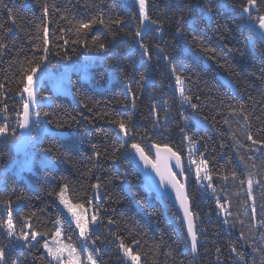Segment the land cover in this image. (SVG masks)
<instances>
[{"label": "trees", "instance_id": "trees-1", "mask_svg": "<svg viewBox=\"0 0 264 264\" xmlns=\"http://www.w3.org/2000/svg\"><path fill=\"white\" fill-rule=\"evenodd\" d=\"M243 3L148 0L150 16L163 29L139 38L149 48V60L129 38L139 22L137 4L127 5L126 0H0V44L7 45L0 46V108L8 105L6 114L0 113V124L7 122L16 136L27 133L15 123V113L22 112L27 99V93L21 96L19 92L29 61L48 48L47 69L37 73L35 82L44 75L58 79L65 64H76L85 55L95 62L90 80L71 72L65 93L55 92L50 82L40 84L36 103L30 106L52 130L32 145L40 157L44 148L53 147L51 156L46 155L55 166H42L35 159L36 171L18 173L10 165L15 162L11 135L0 138V218L6 215L4 202L11 201L16 228L27 222L32 229L25 230L41 233L33 247H13L0 228V246L6 248L9 260L56 264L43 243L54 233L57 219L65 238L80 242L75 224L55 195L67 183L74 203L78 200L100 209L98 228L89 232L96 240L89 245L99 264H128L114 242L115 235L141 253V264H264V143L247 139L250 133L254 140L264 142V40L242 13ZM258 6L260 12L253 10L254 16L264 14L262 0ZM100 16L125 21L115 39L99 24L75 31L79 21ZM181 16L184 19L178 24ZM44 27L48 29L46 44ZM94 40L111 51H97ZM177 75L184 81L185 96L191 97L197 109L181 96ZM115 120L125 122L129 136H124ZM186 136L197 143L190 144ZM132 143L140 144L148 154L152 143L168 144L184 157L199 236L196 256L175 207L152 194L133 167ZM190 151L192 159L199 161L202 156L207 161L211 181L196 178ZM203 172L202 167V176ZM96 183L101 185L99 190L93 189Z\"/></svg>", "mask_w": 264, "mask_h": 264}, {"label": "snow or ice", "instance_id": "snow-or-ice-1", "mask_svg": "<svg viewBox=\"0 0 264 264\" xmlns=\"http://www.w3.org/2000/svg\"><path fill=\"white\" fill-rule=\"evenodd\" d=\"M264 2V0H262ZM139 5V22L137 24L136 31L130 35V39L135 40L139 46L143 49L144 55L150 60L151 55L149 53V48L146 44L143 43V41L139 38L144 36L146 33L150 31H157L161 32L162 25L155 19H153L148 11V0H138ZM242 13L247 15V19L249 21V24L253 27L258 25L259 29L262 30L260 32V35L264 37V14L254 16L253 10L256 12H260V7L258 6V0H245V3L240 5ZM210 10V9H209ZM45 14L48 12V8H44ZM184 19L183 16L179 18L178 24L182 22ZM125 21L120 18L116 19H108L105 20L102 16L100 17H92L87 21H79L77 23V26L75 28V31L77 33H80L83 30L91 29L93 25L99 24L102 25L104 28L108 29L111 33L113 38L117 36L118 32L121 29V26L124 25ZM0 27H3V25H0ZM7 31H11V29H7ZM181 31L180 27L177 28V32L179 33ZM44 37H45V44L47 43V34L48 29L47 27H44L43 29ZM128 35V34H126ZM75 42V41H74ZM65 43H68V41H65ZM94 44L97 45L96 50L97 51H103V52H110L111 49L106 46L103 43H99L97 41H93ZM2 47H7V45L0 44ZM39 47V45H37ZM156 48L158 51H163L159 47V45H156ZM44 55L40 56L39 58H36L33 61H29V66L27 69L24 70V76L21 81L22 88L20 89L19 94L21 96L24 95V93H27V99L23 101L22 104V112L15 113L17 119L15 121L16 124L19 125L20 128H28L29 125L32 123V117L35 115L37 118V121L39 120V117L41 116V113L39 111L33 112L30 109V104L36 103V94H35V81L34 77L37 75L38 72H41L42 70L47 69V53L48 48H43ZM58 55V53H57ZM66 59L71 60V57H67ZM166 59L171 60L170 57H166ZM172 71L175 72V68H172ZM177 85H180L179 91L181 96L184 97V99L190 103V106L193 109H197V105L194 103H191V97L185 96V88L183 86L184 81L182 78L177 75L175 77ZM8 105L4 104L2 108H0V113L6 114ZM44 115H47V113H44ZM22 117V118H21ZM187 119V117H185ZM245 120H247V116L244 117ZM113 123L117 124L120 131L124 134V136H129V131L126 127V124L123 120H115ZM155 127V125H153ZM183 132L184 129H181ZM9 135H11L12 140L14 142L20 141L21 138L16 136L15 130L9 128V124L7 122L0 124V138H7ZM186 139L189 140L190 144L197 143L193 140L191 136H186ZM247 139L252 140L254 144L256 143H264L259 140H254L252 135L249 133L247 134ZM123 147V145H121ZM152 148L155 149V159L151 158L148 153L145 152L144 148L141 147L138 143H132L131 148L135 150V152L139 155L140 159L144 161L146 165L151 164L153 168L156 169L157 173L160 176L161 182L170 183L172 188L175 190L176 199L179 200L180 205L184 212V217L187 220V232L190 236V251L192 253H195L198 248V235L196 226L194 223V214L190 211L189 208V201L188 196L185 191V185L180 183V181L176 178V174L172 171V166H178L181 168V171H183V165L181 163L182 157L178 151H174L172 147H170L168 144H158L154 143L151 145ZM43 151L51 156V154L54 151L53 147H47L44 148ZM97 156L100 155L99 152L96 153ZM192 154L191 151L189 152L190 157V164L195 165V175L198 180L207 179L211 181V175L207 171V161L203 159L201 156L199 161L196 159L191 158ZM172 160H175V165L170 166V162ZM161 161H163V170L161 169ZM204 168L203 176L201 175V168ZM233 177L235 178V174L233 173ZM226 179V177H225ZM241 183H244V181H241ZM249 185V190H251L252 186V179L249 177L247 181ZM259 183V181H257ZM208 187H211L212 185H207ZM101 188L100 183H96L93 185L94 190H99ZM213 191L215 192V189L213 188ZM51 194V193H50ZM55 195L59 199L60 204L64 206V208L67 210V213L70 214L71 220H74L75 227L79 230V236L83 238L81 242V249H85L89 247V243L91 245L96 244V240H92L89 232V223L95 225L98 221V213H99V207L96 208L95 212L91 214L90 218L86 216V213L88 209L85 208V204L83 202H80L77 200V202H73V198L69 194V185L67 183L63 184V186L59 189V191L55 192ZM5 203V209H6V215L4 218H0V228H3L5 230L4 235H6L9 238V242L13 244V247H18L21 245H26L28 247H33L32 244L33 241H37V237L41 236V233L31 230L27 231L25 229H32V225L30 223L25 222V224L20 228L17 229L14 222H13V212L11 209V201L4 202ZM91 200L88 201V204L91 206ZM219 203V201H218ZM220 208L223 209L224 205L219 204ZM255 211V209H253ZM113 220H108V224H113ZM55 231L52 233L51 240L52 245H49L48 240H45L43 243V248L47 250V254L53 258L57 262V264H83L80 256V252L78 251L77 247L71 242V237H67V243H65L62 240V223L59 219L55 222ZM114 242H117V246L120 250H122L124 257L127 259L128 264H141V253L139 251L134 252L132 247L125 244L122 237L119 235L114 236ZM104 243V242H101ZM132 244H139V241H132ZM6 248L3 246H0V264H18V261L15 259L9 260L6 257ZM93 251L98 252L99 249H93ZM217 252L220 251L219 248L216 249ZM233 251H236L235 248H233ZM66 254V255H65ZM242 258V257H241ZM86 262L87 264H97V260L93 257L92 252H88L86 254Z\"/></svg>", "mask_w": 264, "mask_h": 264}, {"label": "rangeland", "instance_id": "rangeland-1", "mask_svg": "<svg viewBox=\"0 0 264 264\" xmlns=\"http://www.w3.org/2000/svg\"><path fill=\"white\" fill-rule=\"evenodd\" d=\"M126 4L127 5L137 4V6L139 7L138 0H126ZM251 27L254 28L258 32V34L260 35V32L262 30L259 29L258 25H256L255 27H253V26H251ZM262 38L264 40V37H262ZM93 65H95V62L92 61L90 56H87V55H85L83 57L82 61H79L76 64H71L70 66L68 64H65L64 72L59 76L58 79L51 81V85H52L53 90L55 92H61V93L67 92L68 88H69L67 83L69 84L68 81L70 79L71 72H73V71L81 73L82 78L84 80H90V75L92 73L91 66H93ZM37 76H40V74H38ZM45 76L46 75L40 77L39 79H42ZM25 97L27 98V94L25 95ZM31 128L34 131V134L32 133L30 138L28 136H24L22 134L20 137L21 140L16 141L15 145L13 146V151L16 154V158H15V162H14L12 168H15L16 171L20 174L22 173L23 170H35L36 171L37 169L34 166L36 158L41 162L42 166H46V165L55 166V163L53 162V160L50 157H48L45 152H43L44 156L40 157L36 154L39 149L30 147V145L32 144V141H31L32 139H39L41 137V135H43L46 132H52V130H50V128L47 126H44V121L41 118H39V120L37 121V118L35 117V115H33ZM17 143L22 145L21 148H19L17 146L18 145ZM23 153H24V156H22ZM58 204H59L60 208L64 211L66 216L71 220L70 214H68L67 210L64 208V206L62 204H60L59 199H58ZM85 208L88 209L86 216H88L90 218L91 214H93L95 212V210L90 208V207H87V206H85ZM71 221L74 223V220H71ZM98 222L99 221H97V223L95 225L89 223L90 231H91V228H93V229L98 228ZM77 231L79 233L78 229H77ZM61 232H62V237H61L62 240L65 243H67L68 241L65 238V234H64V230H63V224H62ZM47 240L49 242V245L51 246L52 245L51 238H49ZM82 240H83V238L80 237L79 243H74V242H72V243L77 247L78 251L80 252V256H81V260H82L83 264H87L86 259H85L86 254L88 252H92V250L90 249V245L88 248L81 249ZM44 251L47 254V250L44 249ZM92 255H93V253H92ZM49 257L53 260V258L51 256H49ZM93 257H94V255H93ZM53 261L57 264V262L55 260H53ZM97 264H99L98 261H97Z\"/></svg>", "mask_w": 264, "mask_h": 264}, {"label": "water", "instance_id": "water-1", "mask_svg": "<svg viewBox=\"0 0 264 264\" xmlns=\"http://www.w3.org/2000/svg\"><path fill=\"white\" fill-rule=\"evenodd\" d=\"M44 80L50 81L51 78L50 77H44L41 80L37 81L35 83V94H36V91H37L39 85ZM151 149H152V153H153V157H151V158L155 159V149L152 148V147H151ZM131 159H132L133 163L137 166L138 171L142 175L143 182L146 185V187L150 190V192L154 193L156 195H163V197L167 201L171 202L174 205V207L177 209V216H178L179 220L181 221V224H182L183 229H184V231L186 233V236H187L188 245L190 247V236H189V234L187 232V220L184 217L183 209H182V207L180 205L179 200L176 199L175 190L172 188L171 184L170 183L161 182L160 176L157 173L156 169L153 168L151 166V164L146 165L144 163V161L140 159L139 155L136 152L132 153ZM163 163L164 162L161 161V169L162 170H163ZM181 163L183 165V171H181V168L178 167V166H172V165H175V160H172L170 162V166H172V171L176 174V178L178 180L180 178L182 179V180H179V181H180V183H182L181 181H183L182 184L185 185V191H186L187 196H188L187 182H186V180H187V178H186V168L184 166L185 164H183V160L181 161ZM188 201H189L190 211L192 212V206H191V202H190L189 196H188ZM194 223H195L196 230H197V235H198V229H197V224H196V221H195V217H194ZM198 246H199V236H198ZM194 255H197V251L194 253Z\"/></svg>", "mask_w": 264, "mask_h": 264}, {"label": "bare ground", "instance_id": "bare-ground-1", "mask_svg": "<svg viewBox=\"0 0 264 264\" xmlns=\"http://www.w3.org/2000/svg\"><path fill=\"white\" fill-rule=\"evenodd\" d=\"M47 77H50L51 78V80L50 81H46V80H44L42 83H44V82H50L51 83V81H52V76H50V75H46ZM41 83V84H42ZM26 129V130H25ZM24 130L25 131H27V133L26 134H24V136H28L29 138L31 137V135H32V133L34 134V131H32V128H31V125L28 127V128H25ZM22 135V134H21ZM21 135L20 136H18V137H21ZM33 140H35V139H32L31 141H32V144H33ZM34 143H35V141H34ZM18 144V143H17ZM30 145V147L32 148H34V146L33 145ZM152 144H154V143H152ZM151 144V145H152ZM12 145L14 146L15 145V142L13 141L12 142ZM151 145H150V153L151 154H149V156L150 157H153V153H152V149H151ZM19 148H21V144H18L17 145ZM145 150V149H144ZM12 151H13V147H12ZM133 152H135V150L133 151ZM132 152V153H133ZM145 152L147 153V151L145 150ZM13 154H14V157L16 158V154H15V152L13 151ZM22 156H24V153L22 154ZM182 157V156H181ZM22 158V157H21ZM37 159V158H36ZM38 160V159H37ZM182 160H183V164H185V161H184V157H182ZM131 161H132V159H131ZM13 164L14 163H11L10 165L11 166H13ZM132 165H133V167L138 171V168H137V166L133 163V161H132ZM185 166V165H184ZM185 168H186V178H187V180H186V182H187V191H188V196H189V199H190V202H191V206H192V201H191V198H190V195H189V188H190V184H189V176H188V169H187V167L185 166ZM139 172V171H138ZM140 173V172H139ZM140 175H141V173H140ZM141 177H142V175H141ZM142 180H143V178H142ZM179 180H182L181 178L179 179ZM182 183H183V181H181ZM144 183V182H143ZM146 186V185H145ZM149 190V189H148ZM150 191V190H149ZM152 194H154V193H152ZM156 195V194H155ZM158 196H161V197H163V195H158ZM164 198V197H163ZM165 199V198H164ZM166 200V199H165ZM167 201V200H166ZM168 203H170L172 206H174L171 202H169V201H167ZM176 209V208H175ZM192 212H193V214H194V211H193V206H192ZM176 213H177V209H176ZM194 217H195V214H194ZM195 221H196V219H195ZM190 248V247H189ZM197 253H198V249H197ZM196 256V255H195Z\"/></svg>", "mask_w": 264, "mask_h": 264}]
</instances>
